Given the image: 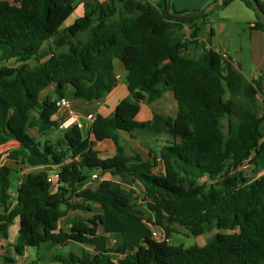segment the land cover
<instances>
[{"label":"trees","instance_id":"1","mask_svg":"<svg viewBox=\"0 0 264 264\" xmlns=\"http://www.w3.org/2000/svg\"><path fill=\"white\" fill-rule=\"evenodd\" d=\"M118 1L120 7L116 0H0V145L19 143L8 154L11 162L1 163L0 155V239L7 238L18 218L12 247L19 256L34 248V262L264 264L263 78L247 79L227 55L208 45L209 39H197L205 22L196 20L205 12L186 16L198 10L177 11L172 0L171 9L166 0ZM239 1L256 13L253 28L264 31V0H255L261 14L251 0ZM79 4L82 13L63 26ZM49 41L66 50L48 49L45 60L29 65ZM116 59L125 69L129 96L118 102L113 116L96 115L90 127L94 140H111L116 153L99 157L76 125L62 130L55 142H35L28 130L46 135L58 129L55 102L68 98V87L71 97L84 101L101 100L114 89ZM50 85L53 95L42 97ZM164 90L176 101L175 116L154 113L146 122L137 121L139 103L156 101ZM121 131L158 141L150 160L124 156ZM244 159L251 164L252 178L238 168ZM159 163L161 169L154 171ZM16 165L61 167L52 183L43 168L26 172L14 192L10 174L17 172ZM104 173L137 180L144 204L114 179H100ZM91 179L97 191L113 196L115 209L128 218L143 219L149 213L167 238L179 228L193 236L218 231L202 245L189 247L149 234L132 255L114 260L107 239L97 232L102 215H67L68 209L91 210L90 190L83 188ZM70 242L88 249L53 252ZM0 264H14V259L3 255Z\"/></svg>","mask_w":264,"mask_h":264},{"label":"crops","instance_id":"2","mask_svg":"<svg viewBox=\"0 0 264 264\" xmlns=\"http://www.w3.org/2000/svg\"><path fill=\"white\" fill-rule=\"evenodd\" d=\"M7 1H9L10 3L13 2V0H7ZM96 1L104 2L107 0H85V2H89V3H95ZM155 1L159 4H162L164 2V0H155ZM222 2L223 0H216V1H212V3H210L209 5L212 6L219 3L220 5L218 6H224V8L227 9L226 16L228 17V20L231 21V23L225 24L224 29L229 31V29L233 25L232 23L235 22V23H241V25L246 24L247 29L249 31V48H248L249 62L247 66L243 67L240 61H236V62L232 61V63L235 67L240 69L242 73L246 76V78L249 80H257L259 78H263L262 86H264V31L253 28V24L257 19L256 13L250 8L246 7L239 0H233L229 2L227 5H222ZM172 3L177 11H192V10H199L201 8L200 5L193 0H172ZM79 6H81V12L77 14L78 16L82 13V9H83L82 4ZM207 8L208 7H206L205 11L207 10ZM233 19L236 21H234ZM198 21L199 19L196 20V23L199 24ZM186 31L188 32V29ZM215 35L216 32L213 33L212 37H215ZM197 39L206 40V38L200 34L197 35ZM224 40L226 41L223 44H221V47H214L213 45H211V43H209L208 45L213 49L219 50L220 52L226 54L231 59V56L229 55L230 38L228 34ZM116 74H117V85L105 98L101 100L84 101L81 99H75L71 96L68 97L70 101V106H69L70 110H72L75 114L78 115L80 121L83 124L81 130L84 136H88V138L92 141L93 143L92 148L98 152L99 157L101 158L113 156L116 153V146L111 140L108 139L102 141H95L90 131V127L93 122V119H87L86 116L90 114L93 115L94 118L96 115H102L104 117L113 116L114 109L118 104L117 101L113 99V95L119 91L118 89L120 87L122 88L125 87V89H127L125 78L124 81L122 82L118 81V78L122 76V71L120 70L119 73L116 72ZM53 88L54 85H50L49 87H47L42 92L43 95L42 97H44L45 95H53ZM67 90L69 92H72L70 90V87H68ZM145 103H146L145 101L139 103L140 110L138 115L143 113L142 107L146 105ZM259 107H261L262 110L261 113L264 114V92H262L261 96H259ZM176 111L177 109L171 110L170 113H159V114L175 116ZM155 142L156 141L155 140L153 141V139L151 140L145 138H133L127 132L124 131L120 132V143L123 149V155L128 158L138 156L142 161L150 160L151 158L150 149L151 147L155 146ZM7 144L10 145L9 148H11V150L19 145L17 141L11 140L3 144L2 146H5ZM158 144L159 143H157V145ZM60 167H61L60 165H48L44 167H34V168L28 167L27 172L30 170H37L43 168L48 173V175H55L58 173ZM13 168H15L16 170L18 169V166L17 165L13 166ZM160 169H161L160 163L153 167L154 171H159ZM18 178L19 179L17 181V186L20 184L22 180V177L18 176ZM100 179H114L115 181L119 182L122 187L126 189L128 188L125 186H128L130 183L137 184L138 186L140 185L141 188L143 189V186L137 180H134L131 176L128 175L123 177H112L109 173H104ZM96 186H97V182L93 181L92 179L87 181L83 185L84 189L90 190L89 197L92 200L91 210L88 212H80L77 210L68 209L67 215L68 216L81 215L84 217H90L94 214L102 215L103 223L98 226L97 232L98 234L104 236L107 239L106 244L112 250V256L114 260H117L119 258L128 255H132L139 246L140 240L143 237L149 235L152 230H156L158 232L162 231L154 226L152 218L148 219V216L150 215L149 213H145L143 219L128 218L123 213H121L120 211L114 208V198L111 194L107 195L104 193L103 194L104 196L102 195L99 197L94 196L93 190L97 191ZM14 202H15V196L13 195L12 204H14ZM103 203L107 204L109 206V209L103 208L102 206ZM60 226L62 227L66 226L64 220L60 222ZM18 227H19V221L18 218H16L13 224H11L8 229L7 238L0 239V259L3 255H6L14 259V264H59V263L50 262L46 259H42L38 262H34L36 258V254L35 255L33 254L34 249L32 248H27L24 251V254L21 256L16 255L12 247V244L16 240ZM170 240L171 237L169 238V241ZM66 245L70 247L69 251L74 252L76 254H79L83 249H88L87 247L74 242H70L69 244ZM66 245L58 246V248Z\"/></svg>","mask_w":264,"mask_h":264},{"label":"rangeland","instance_id":"3","mask_svg":"<svg viewBox=\"0 0 264 264\" xmlns=\"http://www.w3.org/2000/svg\"><path fill=\"white\" fill-rule=\"evenodd\" d=\"M193 1L197 2L200 5L201 8L198 11L206 9L205 8L206 6L208 7L206 11L204 10L205 16L200 18L198 21L199 24H201L203 21L205 22L201 26V30L198 34L204 36L206 39H209V40L211 39L210 43L214 47H221V44H223L226 41L224 39L225 37H227V34H228L230 38L229 55L231 56L232 61L233 62L240 61L243 67L247 66L249 62V56H248L249 54V49H248L249 48V31L247 29V25L246 24L241 25V23L234 22L232 23L233 25L229 29V31L225 30L224 29L225 24H229L231 23V21H229L228 17L226 16L227 9H225L224 6H218L216 4L212 6L209 5L210 3H212V1H216V0H193ZM116 4L117 6L120 7V3L118 0H116ZM79 5L76 7L75 11L65 20V22L63 23V26H67L71 24L78 17L77 14L81 12V6ZM211 29L213 33L216 32L215 37H212L210 35ZM79 38L81 40H84L86 38V33L80 34ZM48 49H53L55 52H61V51L66 50L65 47L58 48L54 46L52 41H49L43 45L40 56L32 58L30 61H28V64L31 66H34L38 62L45 60L46 56L44 55V53L45 51L48 52ZM9 64L12 65L13 62L10 61ZM113 65H114L115 72L119 73L120 70L122 71V76L118 78V81L119 82L124 81V78H125L124 75L126 72L122 66V63L118 59H116L114 60ZM67 89H66V94L68 97H70L71 92H69ZM118 90L119 91L113 95V99L117 101V103L121 101L122 99L127 98L129 96V93L127 92V89H125V87L124 88L120 87ZM263 92H264V86H263ZM145 104L146 105L142 107L143 113L139 114L136 118V120L139 122H146L150 120V118L153 116L154 113H170L171 110L177 109V104H176V101L174 100L172 93L167 90H164V92L162 93L161 97L158 100L152 103L146 102ZM27 132L29 133V135L33 137L35 142L40 143L41 145H43L46 140H49V142H55L58 138H60L62 134V130L60 129H54L46 135L38 134L34 130H31V131L28 130ZM157 143L158 141L155 142V147H157ZM9 147H10L9 144L5 146H0L1 163L11 162V161H8V154L11 150V148ZM248 172H249L248 175H251V171H248ZM18 176L20 177L23 176L20 174L19 166H18V172L12 171L10 174V179L12 181L11 189L14 192L17 186V181L19 179ZM252 177L254 176L251 175V178ZM125 187L134 191V197L136 198V202L138 204L139 202L144 204L143 189L141 188L140 185L138 186L137 184L130 183L128 186H125ZM104 193L107 195L110 194L107 192H99V191L93 190V194L96 197H99L101 195L104 196L103 195ZM217 231L218 230L213 228L210 231L204 233L203 235L193 236V235H186L185 229L179 228V233H172L171 240L169 242L173 245L182 244L184 247H189L192 245H202ZM69 250H70V247L68 245L59 247V248L58 246H56L55 248H53V252H56V253H67ZM33 252H34L33 254L35 255L36 253L35 249Z\"/></svg>","mask_w":264,"mask_h":264},{"label":"built area","instance_id":"4","mask_svg":"<svg viewBox=\"0 0 264 264\" xmlns=\"http://www.w3.org/2000/svg\"><path fill=\"white\" fill-rule=\"evenodd\" d=\"M147 1H150L152 3H156L155 0H147ZM219 51V50H218ZM222 53V52H221ZM224 56H226V54L222 53ZM57 108H58V111L57 113L54 115V119L56 120L57 122V128L60 129V130H65L67 128H69L70 126L72 125H76L77 127L79 128H82L83 124L82 122L80 121L79 117L77 114H75L72 110H70L69 106H70V101L68 98L66 97H61V98H58L56 99V102H55ZM87 119H93L94 120V117L93 115H87L86 116ZM11 141V140H10ZM7 143V142H6ZM5 144V143H4ZM3 145V144H2ZM0 145V146H2ZM71 159H66L65 162H70ZM27 166L25 165H19V169H20V174L21 175H25V173L27 172ZM240 170L242 171H249L250 168H251V164L249 162L248 159H244L239 167H238ZM54 176L55 175H48L47 177V181L52 183L54 181ZM92 179L94 178H97V174H92ZM151 236L156 239V240H169V238L166 237V235L161 231V232H158L156 230H152L151 231Z\"/></svg>","mask_w":264,"mask_h":264},{"label":"water","instance_id":"5","mask_svg":"<svg viewBox=\"0 0 264 264\" xmlns=\"http://www.w3.org/2000/svg\"><path fill=\"white\" fill-rule=\"evenodd\" d=\"M252 4H253V7L255 9V11L258 13V14H261V11H260V7L258 5V3L255 1V0H251ZM216 5H220L219 3H217ZM166 6L168 9H171V0H166ZM207 7V6H206ZM205 7V8H206ZM205 10V9H204ZM204 10H200V11H197V12H194V13H191V14H185L186 16L188 15H195V16H199L201 14L204 13ZM175 15H182L181 13H174ZM264 22V20H263ZM264 30V29H263Z\"/></svg>","mask_w":264,"mask_h":264}]
</instances>
